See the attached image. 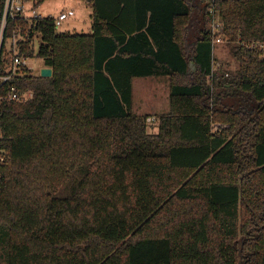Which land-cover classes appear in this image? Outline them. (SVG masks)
I'll return each instance as SVG.
<instances>
[{
	"label": "trees",
	"instance_id": "1",
	"mask_svg": "<svg viewBox=\"0 0 264 264\" xmlns=\"http://www.w3.org/2000/svg\"><path fill=\"white\" fill-rule=\"evenodd\" d=\"M89 2L88 33L7 19L0 73L5 43L33 56L38 38L52 75L22 69L7 84L31 98L0 102L3 264H264V50L245 46L264 44V0ZM150 76L170 79L155 133L132 111Z\"/></svg>",
	"mask_w": 264,
	"mask_h": 264
},
{
	"label": "rangeland",
	"instance_id": "2",
	"mask_svg": "<svg viewBox=\"0 0 264 264\" xmlns=\"http://www.w3.org/2000/svg\"><path fill=\"white\" fill-rule=\"evenodd\" d=\"M64 9H72L74 15L56 27L58 32L88 33L91 24V6L89 0H46L36 8L43 16L55 17ZM8 46V43L6 44ZM39 45L38 38L33 44L34 55L27 59V66L32 74L38 75L43 66L42 61L35 54ZM215 67L235 69L236 60L230 53L228 44L220 43L213 47ZM170 79L165 76H150L137 79L132 84V111L138 116H146L147 131L157 132V122L160 115L166 114L169 109ZM0 264H3L0 257Z\"/></svg>",
	"mask_w": 264,
	"mask_h": 264
},
{
	"label": "built area",
	"instance_id": "3",
	"mask_svg": "<svg viewBox=\"0 0 264 264\" xmlns=\"http://www.w3.org/2000/svg\"><path fill=\"white\" fill-rule=\"evenodd\" d=\"M208 12L210 14V30L213 35L212 44L224 43L223 39L217 35V31L221 26L219 22L218 13L213 9V5L210 4L208 7ZM74 11L72 9H64L57 13L53 17L54 24L56 27L60 26L64 20L72 17ZM8 17H17L22 20H30L32 18L42 19V14L38 13L36 8H34L29 0H4L1 11L0 18V52L4 41V31L7 23ZM8 43L7 49H11L14 54L11 55L9 63L7 66L2 68L0 73V102L1 101H13V102H24L31 98V91H22L15 85L7 84L10 82L11 78L19 75L24 68H28L27 59L29 56L24 54H19L17 52V46L15 45L16 39H11ZM5 43V45L7 44ZM245 43L242 42L243 46ZM10 46H12L10 48ZM248 49L260 48L264 50V44L260 42H254L251 45H245ZM5 84H7L5 86ZM10 153L3 147H0V166L9 162Z\"/></svg>",
	"mask_w": 264,
	"mask_h": 264
},
{
	"label": "water",
	"instance_id": "4",
	"mask_svg": "<svg viewBox=\"0 0 264 264\" xmlns=\"http://www.w3.org/2000/svg\"><path fill=\"white\" fill-rule=\"evenodd\" d=\"M39 74L42 77H50L52 75V69L50 67H41Z\"/></svg>",
	"mask_w": 264,
	"mask_h": 264
},
{
	"label": "crops",
	"instance_id": "5",
	"mask_svg": "<svg viewBox=\"0 0 264 264\" xmlns=\"http://www.w3.org/2000/svg\"><path fill=\"white\" fill-rule=\"evenodd\" d=\"M43 67V66H42ZM142 78H146V77H134L133 79H132V84H133V82L135 81V80H137V79H142Z\"/></svg>",
	"mask_w": 264,
	"mask_h": 264
}]
</instances>
